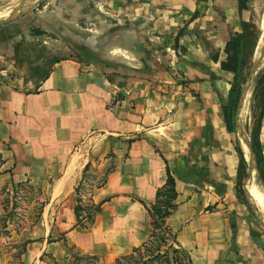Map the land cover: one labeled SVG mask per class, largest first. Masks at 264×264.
<instances>
[{
  "label": "crops",
  "instance_id": "1",
  "mask_svg": "<svg viewBox=\"0 0 264 264\" xmlns=\"http://www.w3.org/2000/svg\"><path fill=\"white\" fill-rule=\"evenodd\" d=\"M243 20L238 0H44L0 26V191L51 182L50 194L63 195L83 180L90 154L77 142L91 132L112 139L115 165L91 195V203L107 200L91 228L77 224L73 203L58 209L37 223L43 234L28 239L20 264H68L66 245L111 264L141 246L151 217L137 199L155 202L167 166L178 193L167 224L193 263L264 264V231L237 195V139L223 112L234 76L222 68L225 49ZM118 25L137 38L108 47L111 61L129 54L125 70L76 54L67 42L64 57L54 60L51 51L37 60L46 46L37 35L60 28L117 37ZM137 50L146 70L134 63ZM261 145L264 156V127Z\"/></svg>",
  "mask_w": 264,
  "mask_h": 264
},
{
  "label": "rangeland",
  "instance_id": "2",
  "mask_svg": "<svg viewBox=\"0 0 264 264\" xmlns=\"http://www.w3.org/2000/svg\"><path fill=\"white\" fill-rule=\"evenodd\" d=\"M31 1L32 0H0V18L6 17L15 10L27 8ZM246 14L248 15L247 23L249 24L247 33L249 36L252 34L255 35L253 36V43H255V47L252 50H250L252 42L250 40L247 42L248 49L252 52L251 55L247 57V64L244 69V74L247 79L252 66L264 50V0H248ZM116 29L118 35L117 37H95L91 34L90 36H81L77 31L63 32L60 28L53 29L49 32L47 37L37 35L39 36L38 44L46 45L44 49H39L37 60L39 62L43 59L45 57V52H47L49 56L51 51H53L54 60L64 57L67 52L63 47V42H67V44H69L70 51L76 54H83L90 60H95L100 64H105L107 66L112 64L114 66H118L122 70H125V55L129 56V54L125 53L123 50L119 51L113 58L114 60L111 61L108 53V47L114 43H117L122 47L126 45L129 46L131 41L136 43L137 38L134 36L129 37L127 32H129L130 29H126L122 25H118ZM57 35L61 37H56ZM45 42H48V44ZM133 58L134 63L137 64L139 69L146 70L147 65L144 54L138 52L137 50L133 53ZM37 67L39 70L35 71V73H41L39 64ZM263 73L264 68L260 71V73H258L257 79L260 78ZM255 85L256 81L248 98L250 103L244 108L247 112L246 118L241 123L250 144V131L253 126L251 110L252 97ZM235 134L237 143L240 146L248 165L247 179H244L242 182V189L246 198L244 206L253 223L259 229L264 231V227L256 219L252 211L251 199L248 195L252 178L250 170V156L247 149H244L245 151L242 149L243 143L240 141V133L236 131ZM109 142H112L110 137L99 136V133L93 132L85 135L84 138L77 142V147H81L83 151L90 154L89 167L85 171L83 180L77 183H70L71 188L63 195L54 196L50 194L53 185H55V183L51 182H24L14 187L13 193H9L6 190L0 191V253L6 256L5 259H7V261L5 264H20L18 258L25 248L28 239L37 240L43 234V226L37 227V223L43 220L46 221V219H54L56 217L55 212L58 213V209H64L65 206H68L71 203L74 204V209L76 206L81 207L80 209H94V206L91 203V195L97 188L105 185L111 172L115 168L113 160L114 154L108 147ZM95 145H98L99 147L96 151L93 150ZM92 151L94 152L92 153ZM251 188L254 189L255 194L257 195L255 186L252 185ZM164 199L165 198H163V200ZM257 208L259 209L258 205ZM44 209H51L50 213L43 214ZM259 213L262 216L260 209ZM83 215L85 216V214ZM89 224V222L84 223V225L88 226ZM152 230L153 229L150 224L148 233L150 234ZM59 239L61 240V237H59ZM66 248L69 257L68 264H72L73 262H76V264L84 263V261H80L78 259L75 261L73 256L77 250L71 249L72 247L68 245H66ZM99 264H106V262L105 260L100 259Z\"/></svg>",
  "mask_w": 264,
  "mask_h": 264
},
{
  "label": "trees",
  "instance_id": "3",
  "mask_svg": "<svg viewBox=\"0 0 264 264\" xmlns=\"http://www.w3.org/2000/svg\"><path fill=\"white\" fill-rule=\"evenodd\" d=\"M247 2L248 0H238V7L241 14L247 9ZM198 14L199 12L197 11L196 15ZM248 26L249 24L243 20V32L231 36L225 49L228 57L226 61L222 63V68L234 75L228 99L223 103L226 126L231 133L236 132V111L241 89L246 81L244 69L247 64V57L252 53L250 50L255 47V43H253V36L255 35H248ZM182 33L183 31H180L178 36ZM248 40L252 42L250 50L247 45ZM176 48H180L179 45H176ZM251 110L253 119V126L250 131L251 146L256 156L260 180L264 184V156L261 145V134L264 127V73L256 80ZM236 148L240 158L238 176L239 188H237V195L242 202H245L246 198L242 189V182L247 177L248 165L238 143H236ZM88 167L89 164L86 166V169H88ZM166 170V182L158 189L155 202L148 206L143 201L137 199V201L147 209L152 220L151 227L153 230L141 246L134 248L127 254L119 256L111 264H194L190 253L179 245L177 233L167 224L168 218L177 209L178 193L176 190L175 178L168 166ZM163 198L165 199L163 200ZM106 201L107 200H103L97 204L92 203L94 209H80L81 207L76 206L74 211L77 217V224L84 229L91 228L95 216L101 212V207ZM83 214H85V216ZM86 222L90 223L89 226L84 225ZM71 249L77 250L75 247ZM24 252L25 248L22 253ZM73 257L75 261H77V259L84 261L83 264H99L102 258L101 255L85 254L79 250H77ZM72 264H76V262Z\"/></svg>",
  "mask_w": 264,
  "mask_h": 264
},
{
  "label": "water",
  "instance_id": "4",
  "mask_svg": "<svg viewBox=\"0 0 264 264\" xmlns=\"http://www.w3.org/2000/svg\"><path fill=\"white\" fill-rule=\"evenodd\" d=\"M43 1L44 0H32L30 5L27 8L15 10V11L11 12L8 16L0 18V26L5 25L9 22L15 21V20L37 10ZM263 68H264V50L260 54L258 59L255 61L244 85L242 86L240 98H239V102H238V106H237V111H236V131L240 133V136H241L240 141L245 144L247 152L250 156V160H251L250 170H251V173L253 175V177L251 178L250 187L254 183H256V181L259 180L262 188L264 189V184L260 180V173H259V168H258L256 156L253 152L251 144L249 143V139L247 138V136L244 132L243 126L240 123L241 114H242L243 109H244L245 100H246L251 88L253 87L255 81L257 80L258 73H260V71H262ZM247 176H248V173H247ZM245 179H247V177ZM251 208H252V211H253L256 219L264 227V219L260 215L259 209L257 208L256 203L252 199H251Z\"/></svg>",
  "mask_w": 264,
  "mask_h": 264
},
{
  "label": "bare ground",
  "instance_id": "5",
  "mask_svg": "<svg viewBox=\"0 0 264 264\" xmlns=\"http://www.w3.org/2000/svg\"><path fill=\"white\" fill-rule=\"evenodd\" d=\"M263 19H264V16H263ZM263 36H264V34H263ZM251 92H252V88H251V90H250V92H249V94H248V96H247V98L245 100L244 108L247 105H249V103H250V100L248 98H249ZM246 115H247V112L244 109L243 112H242V114H241V121H240V123L243 122V120L246 118ZM242 149L243 150L246 149V146H245L244 143H243ZM252 177H253V175H252ZM253 185L255 186L257 195L255 194L254 189L251 188V187H249V192H248L249 194L248 195H249L250 199H252L259 206L260 212H261L262 216L264 217V189L262 188L259 180L256 181V183H254Z\"/></svg>",
  "mask_w": 264,
  "mask_h": 264
},
{
  "label": "built area",
  "instance_id": "6",
  "mask_svg": "<svg viewBox=\"0 0 264 264\" xmlns=\"http://www.w3.org/2000/svg\"><path fill=\"white\" fill-rule=\"evenodd\" d=\"M1 71V70H0Z\"/></svg>",
  "mask_w": 264,
  "mask_h": 264
}]
</instances>
